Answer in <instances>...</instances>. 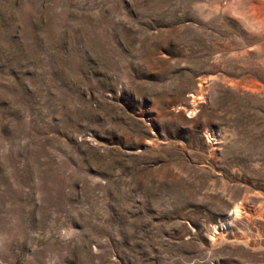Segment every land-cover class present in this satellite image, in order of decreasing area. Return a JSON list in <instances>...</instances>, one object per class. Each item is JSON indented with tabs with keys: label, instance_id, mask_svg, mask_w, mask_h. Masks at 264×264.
Masks as SVG:
<instances>
[{
	"label": "rangeland",
	"instance_id": "rangeland-1",
	"mask_svg": "<svg viewBox=\"0 0 264 264\" xmlns=\"http://www.w3.org/2000/svg\"><path fill=\"white\" fill-rule=\"evenodd\" d=\"M0 264H264V0H0Z\"/></svg>",
	"mask_w": 264,
	"mask_h": 264
}]
</instances>
